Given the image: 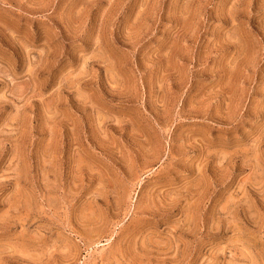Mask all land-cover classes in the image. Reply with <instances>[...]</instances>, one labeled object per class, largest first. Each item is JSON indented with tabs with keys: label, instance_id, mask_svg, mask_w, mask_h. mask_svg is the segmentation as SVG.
Returning <instances> with one entry per match:
<instances>
[{
	"label": "rangeland",
	"instance_id": "obj_1",
	"mask_svg": "<svg viewBox=\"0 0 264 264\" xmlns=\"http://www.w3.org/2000/svg\"><path fill=\"white\" fill-rule=\"evenodd\" d=\"M0 264H264V0H0Z\"/></svg>",
	"mask_w": 264,
	"mask_h": 264
}]
</instances>
